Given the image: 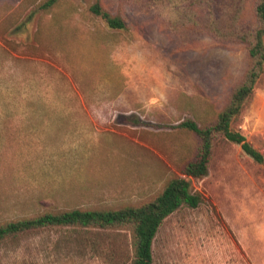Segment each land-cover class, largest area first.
Listing matches in <instances>:
<instances>
[{
    "label": "rangeland",
    "instance_id": "1",
    "mask_svg": "<svg viewBox=\"0 0 264 264\" xmlns=\"http://www.w3.org/2000/svg\"><path fill=\"white\" fill-rule=\"evenodd\" d=\"M44 1L0 0V223L153 198L196 145L177 125L213 120L247 66L243 44L173 32L146 1ZM96 1L125 29L91 12ZM238 127L263 155L264 72ZM190 182L200 202L163 220L153 264H264V162L221 137ZM130 252L125 231L46 229L1 245L0 264H124Z\"/></svg>",
    "mask_w": 264,
    "mask_h": 264
},
{
    "label": "trees",
    "instance_id": "2",
    "mask_svg": "<svg viewBox=\"0 0 264 264\" xmlns=\"http://www.w3.org/2000/svg\"><path fill=\"white\" fill-rule=\"evenodd\" d=\"M139 1L148 2L145 7L163 15L166 26L173 32L181 35L202 33L217 42L243 44L247 66L240 80L213 120L199 124L185 119L177 125L195 136L196 145L180 174H171L153 198L117 209L71 208L8 220L0 223V246L8 240L46 229H68L77 235L86 231H125L130 238L131 252L124 264H153L152 241L163 220L182 206L196 207L199 204L200 194L192 188L190 179H200L207 174L218 138L239 144L254 161L263 162V155L239 130L238 121L264 72V0H255L248 16L243 14L244 0ZM56 2L46 0L40 8L47 11ZM90 10L100 16L109 28L125 29L124 21L112 16L97 1L90 6ZM32 14L30 12L28 18L17 25L18 28L25 26ZM3 24L1 19L0 27Z\"/></svg>",
    "mask_w": 264,
    "mask_h": 264
},
{
    "label": "water",
    "instance_id": "3",
    "mask_svg": "<svg viewBox=\"0 0 264 264\" xmlns=\"http://www.w3.org/2000/svg\"><path fill=\"white\" fill-rule=\"evenodd\" d=\"M263 162H264V154H263Z\"/></svg>",
    "mask_w": 264,
    "mask_h": 264
}]
</instances>
